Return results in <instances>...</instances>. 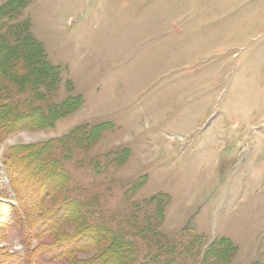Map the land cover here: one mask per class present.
<instances>
[{
  "label": "rangeland",
  "instance_id": "374dc122",
  "mask_svg": "<svg viewBox=\"0 0 264 264\" xmlns=\"http://www.w3.org/2000/svg\"><path fill=\"white\" fill-rule=\"evenodd\" d=\"M19 20L61 69L57 100L69 80L84 106L54 129L9 137L3 154L108 124L89 153L65 164L75 189L100 200L97 222L120 227L165 194L159 231L168 242L228 238L232 264H264V0H29ZM124 148V166L105 161ZM11 199L0 181V202ZM7 205L12 215L16 204ZM12 219L0 249L22 256Z\"/></svg>",
  "mask_w": 264,
  "mask_h": 264
},
{
  "label": "trees",
  "instance_id": "16d2710c",
  "mask_svg": "<svg viewBox=\"0 0 264 264\" xmlns=\"http://www.w3.org/2000/svg\"><path fill=\"white\" fill-rule=\"evenodd\" d=\"M28 3L0 0V144L22 132L54 129L84 106L83 96L72 93L69 80L63 84L69 94L57 100L61 69L48 61L29 22L19 20ZM108 126L83 124L61 137L7 147L2 164L17 201L11 209L13 229L25 252L19 256L0 249V264H184L182 257L191 256L199 259L195 264H232L237 248L228 238L208 245L197 236L179 243L163 238L159 229L170 204L165 194L149 198L143 209L133 208L129 221L120 227L96 221L100 200L83 196V187L75 189L65 164L89 153ZM130 155L124 148L110 158L106 154L105 161L121 168ZM99 168V162L92 164L97 174ZM142 185L145 182L132 191ZM8 208L0 202V238L10 227L3 221ZM140 211L141 222L135 224ZM136 239L148 250L142 256Z\"/></svg>",
  "mask_w": 264,
  "mask_h": 264
},
{
  "label": "built area",
  "instance_id": "2783aa9c",
  "mask_svg": "<svg viewBox=\"0 0 264 264\" xmlns=\"http://www.w3.org/2000/svg\"><path fill=\"white\" fill-rule=\"evenodd\" d=\"M0 181L2 182L3 186L6 187V185H7L6 178L5 177H1V180Z\"/></svg>",
  "mask_w": 264,
  "mask_h": 264
}]
</instances>
